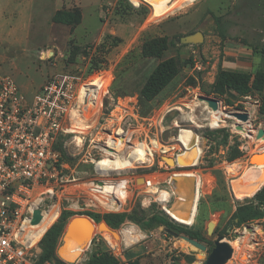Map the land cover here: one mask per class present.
Listing matches in <instances>:
<instances>
[{
    "label": "rangeland",
    "instance_id": "374dc122",
    "mask_svg": "<svg viewBox=\"0 0 264 264\" xmlns=\"http://www.w3.org/2000/svg\"><path fill=\"white\" fill-rule=\"evenodd\" d=\"M61 9H78L81 21L70 26L54 22L53 15ZM166 10L160 11L162 16H155L153 6L146 0H0V74L12 77L29 100L56 74L77 73L87 80L99 74L106 80L96 108L85 111L77 102L74 112L70 110L67 116L65 131L57 142L67 189L54 199L60 203L61 212L56 219H49L41 236L64 210L127 212L132 218L115 228L123 236L122 259L126 261L138 258L142 264H205L215 241L224 235L229 243L233 242L230 244L234 249L225 264H264V219L237 225L234 218L240 205L255 207L258 202L251 200L254 196L237 200L232 190V181L251 165V155L264 152V114L260 113L264 88L248 96H239L233 90L223 96L210 93L214 73L224 61H231L232 70L253 75L264 72V0H187L169 12ZM197 32H202L204 39L195 43L185 41ZM159 37L167 38L168 48L159 56L144 55L146 44ZM171 57L180 63L178 76L152 101L141 100L140 92L154 69ZM199 95L218 98L220 109L228 113H211L213 109ZM119 102L131 103V112L147 127L149 136L145 140L150 146L152 134L162 132L159 119L164 117V138L177 134L181 128L192 130L200 138L202 155L191 163L180 157L182 162L189 163L184 165L187 167L175 168L170 163L167 168L164 162L168 161L163 156L170 155L155 147L153 153L144 145V164L135 161L137 164L132 167L130 160L131 167L125 169L119 162L116 169L110 159L105 162L104 158L113 157L105 141L117 133L119 120L115 115ZM232 112H247L249 120L244 122ZM150 119L152 128L148 124ZM237 123L245 130L237 129ZM126 128H137L136 122L127 123ZM180 134L193 138L184 131ZM131 146L132 141L122 145L118 158L140 157L136 155L140 151L133 153ZM238 151L242 156L232 160ZM99 160L102 161L97 164ZM231 169L237 173H230ZM174 173L175 177L194 178L196 184L194 181L191 186L194 190L197 187L196 197L188 196L189 184H183L179 191L168 184L166 179ZM146 176L161 181L159 191L170 192L168 203L163 204L155 191L140 187ZM135 177L137 184L130 181L125 196L118 182L133 181ZM92 181L101 186L118 183L115 198L124 202L128 197L124 206L109 210L102 201L98 206L89 204V195L81 196L78 185ZM88 186L94 191L98 189L93 183ZM101 194L104 198L109 196ZM78 215L81 214L69 220ZM170 219L200 231L207 250L168 233L160 220ZM94 222L99 225L104 220ZM106 232L109 231L96 230L88 238L69 236L66 225L57 255L66 264L83 263L97 248L109 249V239L116 235L109 232L112 235L108 237ZM67 240L78 242V254L72 260L62 256Z\"/></svg>",
    "mask_w": 264,
    "mask_h": 264
},
{
    "label": "built area",
    "instance_id": "2783aa9c",
    "mask_svg": "<svg viewBox=\"0 0 264 264\" xmlns=\"http://www.w3.org/2000/svg\"><path fill=\"white\" fill-rule=\"evenodd\" d=\"M196 66L202 68L198 64ZM86 82L87 79L77 73L56 74L49 77L35 97L29 100L12 77L0 74V264H56L50 260L40 262L42 236H36L33 226L39 223L34 224L32 220L37 208L42 210V220L47 214H53L56 219L61 212L60 203H55L54 199L66 191L67 185L56 145L65 131L67 116L78 102L81 88ZM88 94L90 92L83 97L81 104L85 111L90 106H97L95 102L91 103ZM120 103L116 105L119 110L115 116L119 120L116 127L117 138L123 139L122 143L132 141L131 148L136 143H143L153 153L155 147L162 154H169L174 158L183 152L185 145L181 141L165 142L161 137L162 132L150 135V139H153V146H150L145 140L149 136L146 133L147 127L139 122L135 112H131V103ZM163 118L159 119L160 125ZM131 121L136 122L137 128H126ZM148 124L152 128L153 120L150 119ZM135 134L136 142L133 141ZM105 144L111 150L109 139ZM164 163L167 168L170 167L167 162ZM137 180L135 177L133 181H125L137 184ZM160 182L155 177L146 176L140 187L157 193ZM89 183L91 182L78 185V192L81 196L83 193L88 194L91 201L89 204L98 206L102 201L101 195L89 188ZM40 192H50V195L43 203L34 205ZM170 197L166 203L170 201ZM106 203L109 210L124 206L113 195L109 196ZM122 241V235L120 239L114 236V240L109 241V249L122 262H126V259H122Z\"/></svg>",
    "mask_w": 264,
    "mask_h": 264
},
{
    "label": "trees",
    "instance_id": "16d2710c",
    "mask_svg": "<svg viewBox=\"0 0 264 264\" xmlns=\"http://www.w3.org/2000/svg\"><path fill=\"white\" fill-rule=\"evenodd\" d=\"M81 13L78 9L74 10H57L53 15V21L65 25H74L81 21ZM149 45H151L149 47ZM169 46L166 37L155 38L151 43L146 44L144 47V55L159 56ZM194 64V61H192ZM180 63L178 59L171 57L161 61L154 69L144 87L140 92V99L143 101H152L163 89H165L180 73ZM264 88V72L252 73L226 69L219 66L212 85L210 93L219 96L226 94L228 90L235 91L239 96L251 95L255 90L261 91ZM260 113L264 114V98L262 99ZM57 149V145H56ZM58 150V149H57ZM242 156L240 151L232 155V160ZM264 184L252 195V201L258 202L255 207L249 205H240L237 213L234 215L235 221L238 219L237 225L248 223L250 221L264 219ZM263 187V188H262ZM75 214L88 215L95 221L100 222L104 220L110 227L119 228L127 219H131L132 215L127 212L120 213H98L92 211L73 212L64 210L60 218L45 232L41 240L42 253L40 262L54 261L56 264H66L57 255V246L59 239L64 232L69 218ZM171 215L173 213L171 212ZM160 223L166 226L167 229L176 233H183L189 237L199 240L204 243V237L200 231L191 229L188 226L177 224L172 219L160 220ZM196 263L201 264V261ZM80 264H142L140 259H131L122 262L117 258L110 249L97 248L91 253L88 260Z\"/></svg>",
    "mask_w": 264,
    "mask_h": 264
},
{
    "label": "bare ground",
    "instance_id": "6f19581e",
    "mask_svg": "<svg viewBox=\"0 0 264 264\" xmlns=\"http://www.w3.org/2000/svg\"><path fill=\"white\" fill-rule=\"evenodd\" d=\"M146 1L150 2L151 5L153 6L154 15L160 17V16H162L160 11H162L163 8L167 9L166 11L169 12L172 9H174L177 5L185 3L187 0H173V1L172 0H146ZM105 87H106V80H103V76H101L99 74H97V76H94L91 79H88L87 82L81 88L78 103L80 102L82 104L83 103V97H85V95H87V92H90V94H88V96H90L91 103L95 102V104L98 105L101 102L100 99L102 97L103 90H105ZM94 108H96V107H94ZM73 109H72V111H73ZM86 109L88 111H91L92 106H90V107H88ZM216 111H219V114H222V115H226L228 113V112L225 113L223 111L222 107L220 109V106H219L218 110H213V111H211V113H215ZM215 116H219V115H215ZM161 126H162V135H161V137H162V139L165 142H171V141L179 140L185 145V149L183 150V152H181V154H186V155H180L179 154L176 158H174L172 156H169V157H172L174 159V160L171 161V163H173L174 166H177V168L187 167V166H184V165H187V164L191 163V160L195 159V157H197V156H200V154L202 155V147L200 145V138H199L198 134L194 133V131L189 130V129L181 128L178 131L177 134H172L169 138H164V130H165L164 128H165V126L163 124V120L161 121ZM181 131L190 133L193 136V138L189 139L186 136L188 134H186V135L185 134H180ZM119 135H120V133H119ZM263 138L264 137H262L261 139H263ZM121 140H123V139L117 138V134H112V135L109 136V142H110V144L112 146V148H111V150H109V152L113 155V157L112 158H109V157L104 158L103 160H105V162L108 159H110V161L113 162L114 167L116 169H117V164L119 162L122 163V165L124 166L125 169L128 168V167H131L130 160L133 161L132 162V167H134L136 162L137 163L139 162L141 164H144L146 162L144 157H146V153L147 152L145 150H143V148H142L146 144H143V143H141V144L140 143H136L134 145V147H133V153L137 152L139 150L140 152L138 154H136V155H139L140 157L135 158V160H132V159L121 160V159H119L118 155H119V152H120V150L122 148V145L124 144V143L121 142ZM147 148H148V150L152 151V149L149 148L148 146H147ZM255 153L256 152H254L251 155V158L249 160L251 162V165L246 167V169H244L243 172L240 173L239 177L232 181V190L235 193V195L237 197V200H244L245 198L252 197V195L264 184V162H262L261 164H254L255 161L264 160V152L260 151V152H257L256 154ZM255 155H257V156H255ZM254 156H255V158H254ZM180 157L183 158V160H186L187 162L190 161V162L189 163H184V162H182L179 159ZM139 166H141V165H139ZM232 172L235 173V174L237 173L235 170L231 169L230 173H232ZM175 175L176 174L174 173V174L170 175L169 178L166 179L168 184L171 187H173L172 182H173V179L175 178ZM172 176H173V178H172ZM129 182L130 181L126 182L125 180L120 182L121 188L124 189L125 192H126L125 196L127 195V193H129ZM91 183H93L94 185L98 186L97 192L100 193L101 198H102V202L106 203L108 201L110 195H113L115 197V191H116L118 183L117 184L108 183V184H105L104 186H101V185H99L97 183H94L93 181ZM195 183H196V181H195ZM183 188H185V187H183ZM180 189H182V188H180ZM186 190H187V193H188V196L190 197V199L192 198L193 195L196 197L197 187H196V193H195V190L194 191H190L189 188H186ZM101 193L108 194L109 195L108 198H106V197L104 198ZM157 194H159V198L158 199L163 204H165L166 201L168 200L167 198H169L168 195H170V192L167 191V190H163V191L157 192ZM49 195H50V192H40V193H38V195H37V197H36V199L34 201V205H38L40 203H43L44 200H47ZM127 199H128V197L126 198V200ZM126 200L124 202H122L123 205L125 204ZM164 200H165V202H164ZM167 210L169 211L168 208H167ZM53 217H54L53 214L52 215L51 214H49V215L47 214L44 217V219L39 223V225L33 226L35 231L37 232V234H36L37 237L41 236L43 229L49 223V219H51ZM100 229H103V230L106 229L110 233L115 235L112 230L107 229V228H100L99 225H96L95 227H93L92 234L90 236H93L95 234L96 230H97V232H100ZM70 232H71V234H69V236H72V234L79 235L81 237L85 236L83 228H79L77 230H70ZM109 232H106L108 237L112 235V234L110 235ZM80 233H82L83 235L80 234ZM117 238L120 239V234L117 235ZM113 240L114 239L112 237H110L109 241H113ZM224 240H227V238H225ZM230 243L233 244V242H230ZM88 244H89V242H88ZM77 245H78L77 241H75V240H67V243H66V245H65V247L63 249V253H62L63 258H65L67 260H72L73 258H75L77 256V254H78Z\"/></svg>",
    "mask_w": 264,
    "mask_h": 264
},
{
    "label": "water",
    "instance_id": "95a60500",
    "mask_svg": "<svg viewBox=\"0 0 264 264\" xmlns=\"http://www.w3.org/2000/svg\"><path fill=\"white\" fill-rule=\"evenodd\" d=\"M199 38L204 39V34L202 32H197L194 35L187 36L185 38V41L195 43V41ZM199 99L201 101L207 102L208 105L213 110H218V108L220 106L219 105L220 100L216 97H211V96H207V95H199ZM231 114L238 117L240 120H242L244 122L249 120V114L247 112H232ZM236 128L239 130H243V131L245 130L243 125L240 123L236 124ZM262 132H264V131H262ZM163 158L168 161V164H170L171 161L174 160L172 157H168V156H163ZM194 181H195L194 178L190 177V176H187V177L178 176V177H175L173 179L172 184H173V187L176 191H178L180 189V187L185 183L190 185V188H189L190 191H194V189L191 186ZM195 193H196V187H195ZM41 220H42V210L40 208H37L34 212V218L32 220V223L38 224L41 222ZM236 221H238V219H236ZM95 226H96V224L88 216L78 215V216H74L73 218H71L69 220V222L67 224V230L69 232V230H77L79 228H83L84 233L87 236L86 238H88L92 234L93 227H95ZM99 226H100V228H107V229L112 230L116 236L119 234L115 229L110 227L105 221L99 223ZM167 232L176 236V237H181V238L187 240L188 242H190L191 244L195 245L196 247H198L202 250H207V246L197 239H194V238L189 237V236L184 235V234L180 235V234H178L172 230H169V229H167ZM225 238H226V236H224V235H220L218 237V239L215 241L214 248L212 249L211 253L209 254V256L206 259L205 264H225L233 256L234 249L231 246V244L229 243V241L224 240Z\"/></svg>",
    "mask_w": 264,
    "mask_h": 264
},
{
    "label": "crops",
    "instance_id": "0c3cea01",
    "mask_svg": "<svg viewBox=\"0 0 264 264\" xmlns=\"http://www.w3.org/2000/svg\"><path fill=\"white\" fill-rule=\"evenodd\" d=\"M65 25V24H64ZM237 57V59H239V57L240 56H236ZM238 62H239V60H238ZM241 63L243 62L242 60L240 61ZM222 66L224 67V68H226V69H230L231 68V61H224L223 62V64H222ZM215 75H216V73H214ZM93 222H94V220H93ZM96 225H98L96 222H94ZM88 244V243H87Z\"/></svg>",
    "mask_w": 264,
    "mask_h": 264
}]
</instances>
